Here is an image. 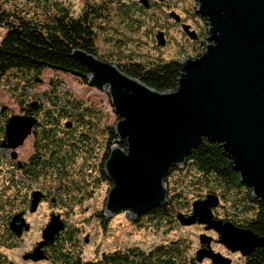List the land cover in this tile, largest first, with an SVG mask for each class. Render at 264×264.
Wrapping results in <instances>:
<instances>
[{"label": "water", "instance_id": "obj_1", "mask_svg": "<svg viewBox=\"0 0 264 264\" xmlns=\"http://www.w3.org/2000/svg\"><path fill=\"white\" fill-rule=\"evenodd\" d=\"M162 2L163 0H159ZM196 11L207 20V46L196 58L180 60L182 74L175 92L163 93L128 76L117 66L83 50L73 58L88 71V86L107 91L119 121L113 127L118 138L103 165L111 183L105 203L108 218L125 214L132 222L168 205L166 179L174 168L187 165L192 152L205 140L220 145L224 155L240 174L241 183L264 204V0H196ZM142 3L149 8L148 0ZM170 17L181 22L179 15ZM191 26L183 30L191 39ZM157 45L166 47L165 32ZM37 110L36 104L31 105ZM38 120L12 116L6 127L9 147L17 149L32 135ZM71 127V124H68ZM126 143V148L121 147ZM46 197L32 195L30 213L35 214ZM52 202V204H54ZM220 198L209 194L192 205V215L180 214L184 227L201 225L218 235L219 244L232 254L246 258L264 248V238L216 218ZM17 215L11 229L18 235L30 224ZM21 222V225H17ZM66 229L60 214H52L43 230V239L26 260H47L45 247L53 244ZM214 239L202 235L199 263L232 264L212 249Z\"/></svg>", "mask_w": 264, "mask_h": 264}, {"label": "trees", "instance_id": "obj_2", "mask_svg": "<svg viewBox=\"0 0 264 264\" xmlns=\"http://www.w3.org/2000/svg\"><path fill=\"white\" fill-rule=\"evenodd\" d=\"M21 1L23 0H0V26L7 28L6 35L0 42V85L5 84L11 95L18 98L27 115L37 120L40 117L36 151L28 171L23 172L30 180V200L34 192L40 191L46 197L48 195L55 198L59 204L64 196H68L71 201V198L76 200L78 195L89 194V189L109 182L103 165L118 138L114 126L108 124L107 113L92 103L73 98L63 80H53L50 93L36 97L34 86L37 80L42 78L44 71L52 70L77 76L88 85L87 68L72 56L74 51L83 50L117 66L128 76L140 80L152 89L169 93L176 91L182 67L180 60L165 62L161 58L157 61L140 58L138 49L140 50L142 42L124 35V30L137 32L143 28L140 16L146 15L149 9L142 0H109L86 5L78 16L62 9L59 15L51 16L46 22L25 16L23 11L13 6ZM154 6L153 3V8ZM14 7L16 11L12 10ZM197 18L207 26V20L198 14ZM114 22L121 26L120 31L114 27ZM113 30L118 31L119 37L116 33L113 37L107 36ZM184 36L185 40L178 47L186 54L194 53V56L189 54L186 57L200 56V46L190 47L189 39ZM201 37L207 42V33H202ZM102 46H109L111 53H102ZM44 99L48 100L49 108H45L41 103ZM35 103L42 105V113L39 116L32 113L34 110L31 105ZM68 124H71L70 128ZM121 147L126 148V143ZM186 168L189 174L185 177L181 176V169L174 168L166 179L169 188V181L174 175L180 177L176 188L178 190L172 192L169 189L168 205L140 217L137 222L129 221L136 226L149 227L151 232L153 226H157V229L168 227L166 233H169L174 231L175 226H182L178 220L180 214L192 215L191 196L197 198L195 195L202 196L204 192H209L218 196L221 204L224 201L225 207H229L231 212L227 213L223 220L240 228L250 229L264 238V204L256 200L252 191L241 183L240 174L234 170L232 162L224 155L220 145L205 140L192 152ZM14 177L17 187L21 188L18 196H21L23 182L16 173ZM41 182L42 186H39ZM15 195L16 193L13 206L16 210L21 207V203H17ZM8 201L6 193H1L0 221L4 220L2 215L9 214ZM64 201L66 202L65 199ZM220 208L221 205L214 210L218 219H221L217 215ZM101 217L106 223L107 219L103 215ZM2 226L6 228L7 223ZM65 231L67 232V229ZM1 232L3 231H0V234ZM5 234L8 235L7 231ZM66 234L60 235V241L55 239V242L50 244L56 247L52 252L55 263L201 264L196 257L191 256L190 247L184 240L163 243L149 252L125 247L104 253L97 261L83 262L76 251L73 235ZM0 245H7V242H0ZM243 260L244 264H264V248L257 249ZM0 264H6L5 260L0 259Z\"/></svg>", "mask_w": 264, "mask_h": 264}, {"label": "rangeland", "instance_id": "obj_3", "mask_svg": "<svg viewBox=\"0 0 264 264\" xmlns=\"http://www.w3.org/2000/svg\"><path fill=\"white\" fill-rule=\"evenodd\" d=\"M104 1L109 0H47L44 2L23 0L14 3L13 6H17V8L23 11L25 16L38 18L40 21L46 22L51 16L59 15L62 9H66L74 14V16H78L83 12L86 5L100 4ZM153 2L155 3L154 8L149 9L146 15L142 14L140 16L144 25L141 30L138 29L137 32L124 30V35L127 34L126 36L129 38L131 37L133 40L142 42L143 46L140 45L139 47L141 48L140 50L138 49L140 52L139 57L156 61L159 60L158 58H161V60L168 62L182 60V58L189 56V54L190 56H194L193 52L186 54L182 51V48H179L180 44L185 40L184 35L186 34L183 32L181 25L170 17V14L175 13L179 15L196 32L207 33L208 35V25L205 26L204 22L197 18L196 0H163L162 2L153 0ZM12 10L16 11L15 7ZM114 27L116 29L118 28L119 31L121 29V26H118L115 22ZM160 31L165 32L167 39L171 41L167 47H159L157 45L156 35ZM6 32L7 28L0 26V42L5 37ZM110 32L107 35L109 37H113L115 33L116 35L118 33L116 30ZM117 37L119 36L117 35ZM100 51L102 53H111V48L109 46H102L100 47ZM58 78L66 83L67 90L73 98L78 101L92 103L96 107L103 109L108 115V124L111 127L115 126L119 121L112 109L108 92L99 91L88 86L77 76L45 70L42 78L39 81L37 80L36 86H34V94L37 95L35 96L42 97L43 95L49 94L52 81ZM8 91L6 87H0V109L2 106H6L10 110L9 115H23L18 98L15 95L11 96ZM41 103L44 104L45 108L50 107L47 99L42 100ZM17 152L20 158L30 156L32 152L31 140H28L23 147L18 148ZM179 169H181L182 177L189 174L186 166ZM179 182V175H174L169 181L168 190L170 189L172 192L177 191L178 189L176 188ZM110 188L111 183L104 182L98 187L89 189V194L78 195L75 198L76 200L71 198V201L68 196H64L59 204H51L50 202L43 203L36 214L28 217L31 230L23 235L22 240H13L4 248H0V259L5 260L6 264H56L55 262L46 261L36 263L30 259L26 260L24 257L35 250L33 247L36 241L43 239V230L50 222L51 215L60 214L67 224L66 235L68 236L70 233L73 235L76 251L80 254L83 262L97 261L104 253H110L125 247L139 248L149 252L163 243L176 240H184L190 247L191 256L195 258L197 251L201 249L200 238L206 234L214 239L212 249L216 253H221L223 256L231 259L232 264H244V258L239 253L232 254L227 251L223 245L219 244L218 235L212 231L206 232L201 225H194L192 227L175 226L174 231H169V233H166L169 230L168 227L157 229V226H153V232H151L149 227L144 228L132 224L125 214L108 218L105 213V203ZM15 192L16 189H14ZM209 194V192H204L202 196L195 195L197 198H194L192 195V202L203 200ZM66 204L69 205L67 206ZM230 212L229 207H225V202L222 201L217 215L221 219H225V215ZM101 215L107 219L106 223L103 222ZM2 223L4 222L0 221V231L4 232ZM201 264L212 263L209 260H205Z\"/></svg>", "mask_w": 264, "mask_h": 264}, {"label": "flooded vegetation", "instance_id": "obj_4", "mask_svg": "<svg viewBox=\"0 0 264 264\" xmlns=\"http://www.w3.org/2000/svg\"><path fill=\"white\" fill-rule=\"evenodd\" d=\"M148 1L150 4V7L148 9H153V3H154L153 0H148ZM177 23L181 25L182 29H183V25H187V23L184 22L183 20L181 22H177ZM189 26H191V25H189ZM190 31L191 32L194 31L197 34V38L191 39L189 37V35L186 34L185 31L183 30V32L186 34V37L189 39L188 40L189 46L193 48L195 45L196 46L198 45V46H200L202 51H204L206 46H207V42H204L203 38L201 37L202 33L196 32L194 29H192V27L190 28ZM165 36H166V41H167V45H166V47H167L171 43V41L167 39L166 34H165ZM197 57H199V56H197ZM185 58H196V57H184L182 59H185ZM0 87H6V85L1 84ZM36 107H37V110L33 109L34 112H32V113L34 115L39 116L42 113V109H41L42 105L36 104ZM9 112H10V110L6 106H2V108L0 109V194L6 193L7 198H9V201L7 202L9 205L8 206V213L9 214L7 216L2 215V218L4 217V220H2V222L7 223L8 228L4 227V229H7L5 231H7L8 235L5 234V231H4V234H3V232H1L0 242L4 241V242H7V244L11 243L13 240H22L23 235L26 232H29L31 230V226H30L29 231H27L25 228H23L22 234L18 235L16 232H14L11 229L10 223L13 221V219L17 215L24 213L21 218L25 219V222L30 224L28 217L30 215H34V214H30V204H31L30 197H31V195L29 193V187H28V185H30V180L23 175V172L28 171V169L31 165L30 164L31 158L33 157V155L35 154V151H36V136L40 130V126H39L40 125V117H38L39 123H38L37 127L34 128L32 135L29 136V138L24 143V145H25L28 140H31L32 152H31L30 156L28 155L25 158H20L18 155V152H17L18 148L13 149V148L8 146L9 141H8L7 135H6V127H7L9 119L12 117L11 115H9ZM21 116H31V115H27L23 110V115H21ZM23 146H21V147H23ZM21 147H19V148H21ZM15 173H16V175H18V178H20V180L23 182L22 183L23 189L21 192V196H18V194L21 191L20 190L21 188L17 187V180L14 177ZM15 184H16V187H15ZM39 186H42V182L39 184ZM14 188H16L15 197H16L17 203H21V207H18L16 210L14 209V206H13ZM37 190H39V189H37ZM54 201H55L54 204H57L55 198L47 195V197H45L42 200L40 206L45 202L52 203ZM40 206H39V208H40ZM39 208H38L37 212L39 211ZM17 225H21V222H17ZM65 234H66V231H65ZM61 236L56 238L57 241H60L62 239ZM41 241H42V239L36 241L35 246L33 248L35 249ZM5 246L6 245H4V246L0 245V248H4ZM55 249H56V247L55 246L53 247V245H49V246L45 247L44 250H45V253L47 256V260H45L46 262H54V260L52 258V252ZM56 264H59V263H56Z\"/></svg>", "mask_w": 264, "mask_h": 264}]
</instances>
